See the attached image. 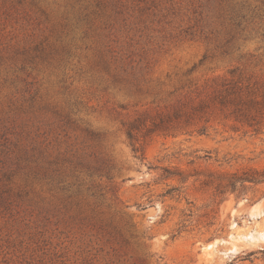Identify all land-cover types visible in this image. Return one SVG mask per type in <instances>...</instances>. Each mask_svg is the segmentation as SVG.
Returning <instances> with one entry per match:
<instances>
[{"label": "rangeland", "instance_id": "1", "mask_svg": "<svg viewBox=\"0 0 264 264\" xmlns=\"http://www.w3.org/2000/svg\"><path fill=\"white\" fill-rule=\"evenodd\" d=\"M231 67L264 88V0H0V264H264V185L201 183L264 169V100L193 113Z\"/></svg>", "mask_w": 264, "mask_h": 264}, {"label": "trees", "instance_id": "2", "mask_svg": "<svg viewBox=\"0 0 264 264\" xmlns=\"http://www.w3.org/2000/svg\"><path fill=\"white\" fill-rule=\"evenodd\" d=\"M227 74L229 78L223 81L220 88L215 90L211 97L207 100H200L193 113L198 114V118L201 119L204 109L213 106L215 109L229 110L228 115L232 116L235 121L246 123L249 126L255 125L257 120L255 118L256 113L253 110L255 105L264 100V88H260L257 81L251 80L237 67L229 68ZM172 117L177 120L183 119L185 125L191 121L190 113L185 114V112L177 110L173 113V116L161 118L160 122H153L152 127L147 130L151 132L156 130L173 131ZM196 131L204 133L206 127L201 125ZM128 134L131 137V134ZM164 172L163 178L179 176L182 182L187 179V175L179 170L164 169ZM201 183L212 188L213 200H223L225 195L230 194H233L236 198H241L246 195L248 189L264 185V169L249 167L235 171H208ZM170 190H174V188L167 190V193Z\"/></svg>", "mask_w": 264, "mask_h": 264}, {"label": "bare ground", "instance_id": "3", "mask_svg": "<svg viewBox=\"0 0 264 264\" xmlns=\"http://www.w3.org/2000/svg\"><path fill=\"white\" fill-rule=\"evenodd\" d=\"M237 239H239V238L236 237V236H232V241H231L232 245H235V242H234V241H236ZM211 246H212L211 244H208V245H206L205 247H206V248H209V247H211Z\"/></svg>", "mask_w": 264, "mask_h": 264}]
</instances>
